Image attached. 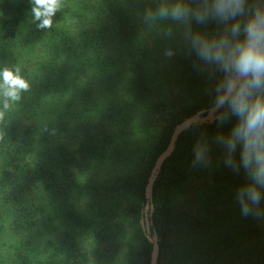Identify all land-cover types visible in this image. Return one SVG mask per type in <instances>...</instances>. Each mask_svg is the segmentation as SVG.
Instances as JSON below:
<instances>
[{"label": "trees", "instance_id": "trees-1", "mask_svg": "<svg viewBox=\"0 0 264 264\" xmlns=\"http://www.w3.org/2000/svg\"><path fill=\"white\" fill-rule=\"evenodd\" d=\"M159 3L128 2L145 13L155 10ZM77 4H81L79 17L73 18L71 3L62 0L52 27L40 29L32 17L31 0H0V68L19 66L30 84L19 101H9L10 107L0 121V264H94L99 249L112 255L106 258L100 254L103 260L99 264H149L152 235L159 245V264L173 224L168 190L177 187L179 192L185 191L187 185V219L200 220L193 215L192 204L201 179L212 160L225 152L215 143V137L227 135L236 118L223 124L215 118L191 124L178 134L173 152L154 180L148 203L152 209L145 216V188L156 157L167 146L177 124L210 108L213 96L209 90L200 105L178 113L153 102L146 81L148 52L125 0H87L86 4L78 0ZM87 7L91 17L83 15ZM150 23L162 27L166 21ZM112 42L118 45V64L113 73L120 87L110 86V96L105 100L98 96L96 100L92 98L98 92L91 79L93 52ZM3 101L0 96V109ZM154 110L160 113V122L137 124L140 132L147 127L153 131L145 168L116 176L110 183L95 181L91 175L96 169L130 159L137 149L127 147L130 141L123 137L129 122L118 127L117 121L131 111ZM200 139L209 142L208 160L194 165V149ZM82 174H87L85 179L80 178ZM101 190L113 196L126 195L128 204L113 230L95 235L94 218L89 211L77 210L72 200L79 197V192L96 197ZM214 191L208 198L209 208L218 209L222 196ZM51 196L71 201L63 212L65 235L45 245L40 238ZM238 217L239 225L233 222L232 227L236 226L235 238L247 237L245 246L239 252L234 237L230 244L224 237L219 245L216 242L209 247L208 255L200 256L199 264H264V217L244 216L242 211ZM5 229L11 231L12 243L4 240ZM120 248L126 251V258L116 262L119 256L115 252Z\"/></svg>", "mask_w": 264, "mask_h": 264}, {"label": "rangeland", "instance_id": "rangeland-1", "mask_svg": "<svg viewBox=\"0 0 264 264\" xmlns=\"http://www.w3.org/2000/svg\"><path fill=\"white\" fill-rule=\"evenodd\" d=\"M83 1L85 4L87 3V0ZM129 1L125 0L139 31L141 41L148 52L146 81L150 88V98L152 101L156 104L164 105L169 109L170 113H178L181 110L189 111L194 105H200L211 89L212 82L206 73L201 72L196 67L198 64L196 56L190 57V54L194 53L188 51L182 36L178 32L171 37L165 34V29L170 24L169 21H166L162 27L153 26L146 20V13L129 5ZM68 2L71 3L74 9L75 17L73 18L79 17L78 14H81V11L78 10V7L81 4H77L78 0H68ZM83 15H89L86 17L93 15L90 13V7L86 8V12ZM214 29L215 25L210 23L205 28L198 30L211 32ZM117 46L116 43L112 42L106 46L103 45L93 52L94 71L91 79L98 92H94L92 98L96 100H98V96L101 97V100L107 99L111 94V90L108 91L110 86H114V89L120 87L119 83H116L117 79L115 78L117 77L113 73L118 64ZM169 49L173 50L174 55H166ZM210 108L203 109L206 110V113L199 116L201 120L190 123V125L213 120L215 117ZM159 120L160 113L154 110L151 112L131 111L126 114L124 120L117 121L118 127L129 122L125 128V135L123 137L130 141L131 146L127 147L137 149L130 159L123 158L96 169L95 174L91 175L95 181L104 183L109 181L108 183H110L116 176L142 171L145 168V161L150 154L153 131L147 127L144 132H140L141 126L138 127L137 124L143 122V126H145L148 122L158 123L160 122ZM223 153L222 157L216 156L212 160L210 168L206 169L207 174L201 179L196 193L195 204H192V213L195 217L199 216L200 220L192 221L187 219V185L184 187L186 188L185 191L179 192L177 187H173L170 191L168 190V201L173 215V224L167 239L168 246L163 248L159 264H199L200 256L208 255L210 252L208 250L209 247L213 246L216 242L219 245V241L222 242L224 237L225 241L229 240V244L236 240V244L239 245V252L247 243L246 236L244 238L239 235V238H235L236 226L232 227L233 222L239 225L240 218H237V214L238 212L240 213L241 207L238 202L237 192L239 187L246 182L247 177L243 168L239 172H236L226 166V156L225 152ZM239 153L240 149L238 147L235 153L237 160L239 159ZM85 176L87 174H82L80 178L85 179ZM222 186H224V189ZM215 189L222 196L218 202H221V204L225 203V206L218 204L220 205L218 209L209 208L210 203L208 198L216 193ZM101 191L96 197H90L89 194L79 192V197L72 200L77 210L89 211L94 218L95 223L93 226L95 227L92 232H95V235H98L100 232H107V229L108 231L113 230L114 225L122 219L123 212L128 204L126 195L117 194L113 196L112 194L105 193L103 190ZM59 197H49L46 206L47 213L44 232L42 237H39L43 239L41 244H54L56 240L62 238L66 233L67 223L64 220L63 212L66 210L71 199H66L64 196L58 199ZM99 206L101 209L97 212ZM145 208V216H148L152 208L149 205ZM146 221L145 219V229L149 232ZM233 237L234 239L231 241ZM151 238L157 241V237L152 235ZM4 240L7 243L14 241V237L9 229H5L4 231ZM106 252L99 249L96 252L99 258L93 263L99 264L103 260V255H100L102 253L106 258L112 256L110 252L108 254ZM8 253L7 250L6 258L9 257ZM115 253L119 256L116 262L121 260V258H126L124 248H120ZM7 264H9L8 261Z\"/></svg>", "mask_w": 264, "mask_h": 264}, {"label": "clouds", "instance_id": "clouds-1", "mask_svg": "<svg viewBox=\"0 0 264 264\" xmlns=\"http://www.w3.org/2000/svg\"><path fill=\"white\" fill-rule=\"evenodd\" d=\"M37 27H52L62 0H31ZM145 18L152 23L169 21L165 34L182 36L196 67L208 75L213 96L210 111L223 124L235 117L231 131L215 137L225 149L226 166L247 177L237 192L244 216L264 217V0H160ZM210 23L211 32L198 30ZM166 55H174L169 49ZM30 88L19 66L0 68V96L4 98L0 121L9 101H19ZM239 147V159L235 153ZM209 142L197 141L194 165L207 163Z\"/></svg>", "mask_w": 264, "mask_h": 264}, {"label": "water", "instance_id": "water-1", "mask_svg": "<svg viewBox=\"0 0 264 264\" xmlns=\"http://www.w3.org/2000/svg\"><path fill=\"white\" fill-rule=\"evenodd\" d=\"M204 111L205 110L201 109V110L197 111L196 114L184 119L182 122L177 124V126L175 127V129L173 130V132L169 138V142L167 143V146L156 157L154 164H153V167L151 168V171L149 173L146 188H145V196H146L147 201H148L147 205H149L148 203L152 199L153 184H154L155 178L157 177V173L159 172L163 161L166 158H168L171 155V153L173 152L178 134L182 130H184L186 128V126L190 125V123L199 122L201 120L199 116L201 114H203ZM153 236L156 237V235H153ZM151 241L153 242V244H152V250L150 253L149 264H157L158 263V256H159V245H158V242L156 240H153L152 238H151Z\"/></svg>", "mask_w": 264, "mask_h": 264}]
</instances>
